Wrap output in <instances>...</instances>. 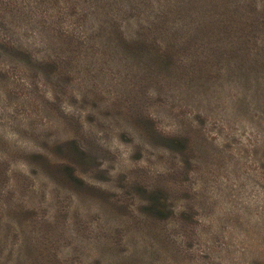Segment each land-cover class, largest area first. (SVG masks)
Listing matches in <instances>:
<instances>
[{
    "label": "rangeland",
    "instance_id": "374dc122",
    "mask_svg": "<svg viewBox=\"0 0 264 264\" xmlns=\"http://www.w3.org/2000/svg\"><path fill=\"white\" fill-rule=\"evenodd\" d=\"M24 1L0 0V264H264V12L211 24L188 53L247 66L200 80L134 35L145 0Z\"/></svg>",
    "mask_w": 264,
    "mask_h": 264
},
{
    "label": "trees",
    "instance_id": "16d2710c",
    "mask_svg": "<svg viewBox=\"0 0 264 264\" xmlns=\"http://www.w3.org/2000/svg\"><path fill=\"white\" fill-rule=\"evenodd\" d=\"M101 1H102L101 7L104 9L106 8L108 9L109 7L113 6V9L116 12L118 10H122L123 15L131 14L135 16L137 11L139 10L140 5L144 3V0L143 2L142 0H139L138 4H136L137 1L134 0H101ZM145 1L148 2L154 8L155 13H152L150 17L145 21L148 24L151 23L150 26L132 25V29L135 30L134 35L135 34L138 35V39H139V34H140L142 37L150 40L155 47H157V43L159 40L158 38L159 32L164 29H165V36L170 37L172 40L180 39L182 44H184L185 46L184 47L185 50L175 51L176 49H174L173 44H171L173 42L171 43L169 42L165 47V51L169 50L170 53L171 52L173 54L175 53V55L179 57L180 60H181L180 58L181 54L185 52V55L181 61L188 60L190 66L196 65V67H198L195 72H192V75H199L200 80H205L208 76L219 73L222 70L225 72V74L228 73L233 74V71H235L238 68H246L247 65L242 63L241 60H239V62L236 64H232L234 61H231L232 55H229L228 51H225L227 52L225 57V61L227 65L226 67H223L220 61L214 58V55L201 53L202 55L201 57L200 55L192 54L188 52H191L192 50L194 51V49H196L197 46L199 47L200 51L211 49L210 46L214 44L216 40L208 39V38H212L213 36L218 37L216 35V32L212 31L213 29L211 24L215 22H224L226 24V27L228 28L225 31L224 30L220 31L219 34H225L231 40L232 37H234V30H233L234 26H231V28H229L230 27L229 21L235 18L236 13L239 16H243L245 13L244 11L245 8L246 10L254 11L257 13L264 12V0H145ZM23 4L24 7L27 9L29 8V6L34 5L33 2L30 3L26 0L24 1ZM128 5H130L131 7H127ZM137 5L139 6L136 7ZM99 7L100 6H98L97 8ZM27 17L30 18L31 15H28ZM123 18L124 17H122V20ZM110 21L113 27L112 30L114 31H117V29L124 30L126 28L123 23L119 24V22L115 23L113 20ZM262 23L259 22L258 26L262 25ZM99 31L100 30H98L97 32ZM110 36L111 35L105 36L106 38L105 40H107L109 43L112 44L113 37ZM57 46L58 43H56L55 47ZM55 47H52L51 49L56 50L58 54H62ZM138 47H139V42L133 43V48L135 51L138 50ZM259 47L262 48V43L257 42V46H256L257 50H260ZM60 49L63 50L64 47H61ZM250 49H253V46H250ZM224 50H227V48H224ZM26 53L30 55V58H34L32 57L34 56L33 53L32 54L29 53L28 49L26 50ZM46 56L41 58L37 57V61L39 62L43 61L42 64H46L51 68H53L55 75L57 74V76L55 77V81L62 82L63 79L69 80L71 67L70 66L62 67L60 66V64H58L57 66L58 70H56L53 63L54 62L53 58H51L49 54ZM189 58H193V60H189ZM230 61L231 63L228 64ZM256 64L264 65V57L257 59ZM173 65L175 66L173 61L169 62V67H174ZM226 69H230V70H226ZM189 78H191V75ZM70 80L72 81L73 78L71 77ZM192 80H194L193 76H192ZM188 81L190 80L188 79Z\"/></svg>",
    "mask_w": 264,
    "mask_h": 264
}]
</instances>
